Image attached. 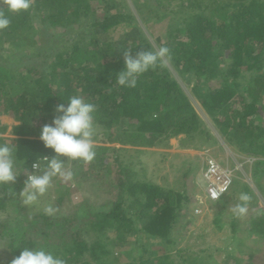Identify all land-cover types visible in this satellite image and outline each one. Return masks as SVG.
I'll list each match as a JSON object with an SVG mask.
<instances>
[{"label": "trees", "instance_id": "1", "mask_svg": "<svg viewBox=\"0 0 264 264\" xmlns=\"http://www.w3.org/2000/svg\"><path fill=\"white\" fill-rule=\"evenodd\" d=\"M95 1L32 0L28 11L11 14L10 26L0 31V59L7 63L11 61L10 66L32 54L24 49H9L6 53L3 44L9 40L13 44L22 40L39 49L41 45H38L36 36L55 32L51 39L68 42L58 30L79 27L86 18L91 22L88 28L94 33H86L72 45L65 43L53 58L50 70H42L36 78L19 75L21 81H18L16 78L21 71L0 64V107L4 106L0 109V131L7 128L1 122L3 114L19 121L13 127L14 137L10 144H15L18 149L17 156L23 162L20 165L22 171H31L33 162L43 155H54L53 150L45 148L40 140V130L44 124L51 123L56 115L55 107L66 104L65 100L76 94L96 105L94 124L104 132L108 143L168 148L171 138L183 134L181 145L187 148L192 146L196 137L202 144L211 138L219 145L212 129L202 121L173 77L169 63L185 81L196 77V82L191 84L195 93L206 88L211 80L219 82L221 89L213 93L205 89L199 97L203 99L208 95L209 98L203 101L221 139L229 145H236L242 135L245 143L241 144V151H248L259 159L264 157V125L256 124H259L260 117H264L260 108L264 102V0H182L176 10L168 13L157 9L160 1H152L154 13L141 17L145 25L149 26V21L161 22L167 16L176 19V27H169L165 33L166 44L163 35H153L158 47L127 10V0H122L114 13L107 10L97 16L93 11ZM105 2L107 4L108 0ZM37 16L41 20L40 27L34 21ZM35 27H38L37 34L33 33ZM52 43L47 46H53ZM162 46L170 50L171 59L166 67L144 73L134 88L116 84V74L125 68L126 51L130 49L135 55ZM223 62L226 68H223ZM31 70L33 68L28 72ZM246 71L251 73L250 77L244 75ZM240 93L244 94L241 99ZM35 118L41 123L34 124ZM0 142H6L5 138L0 136ZM95 149L93 161L103 163L98 170L99 177L107 185H113L115 180L120 202L114 203L109 210L88 211L87 216L54 220L43 212L28 215L20 211L13 224L7 219L0 220V244L6 243L9 254L1 264H11L25 247L37 246L65 259L66 264H115L119 258L116 250L122 248V240L130 231L131 235L145 236L144 252L149 250L147 244L157 239L163 246H173L182 255L180 262H176V257L168 251L150 250L139 263L134 259L127 264H205L203 258L191 257L189 249L178 247L182 229L188 228L192 221H184L191 214L196 200L192 187L184 183L183 191L174 194L151 180L135 178L131 164L120 161V148L101 145ZM109 149L117 155L112 156L116 162L115 170L103 162ZM206 157L208 155L204 160ZM259 159L253 163V175L258 182L264 168V158ZM198 169L194 161H187L184 181ZM25 178L18 176L15 183L0 188L1 212L9 207L8 196L22 210L21 200L13 192L19 193ZM244 185L246 193L252 197L249 204L255 203L251 188ZM126 194L132 199L130 206L123 208L121 202ZM227 195L214 201L223 211L228 209L231 201ZM236 220L232 222L234 232ZM250 229L252 235L264 240L263 210L253 215Z\"/></svg>", "mask_w": 264, "mask_h": 264}, {"label": "rangeland", "instance_id": "2", "mask_svg": "<svg viewBox=\"0 0 264 264\" xmlns=\"http://www.w3.org/2000/svg\"><path fill=\"white\" fill-rule=\"evenodd\" d=\"M99 1L97 0V2L95 1L93 3V11L95 10L96 16L105 13L107 10L114 13L117 10L116 6L118 5L120 7L122 0H108L107 4L105 0ZM152 1H160L157 9L163 13H168L170 10H176L182 3V0H127V10L137 18L146 35L153 44L158 47L154 38L163 35L162 39L166 44L165 33L169 27L172 29L176 27L174 26L176 19L172 16H167L161 22L149 21V26L145 25L141 17L154 13ZM202 1L209 2L210 0ZM210 10H208V12ZM96 11L98 12L96 13ZM34 21L37 26H41L39 16H37ZM90 23L88 18H86L79 27L75 26L73 29L69 30H58L61 32V35L68 38V42L57 41L55 38L51 39V37L55 35V32L49 35L42 34L36 36V39L39 41L38 45H41L39 49L30 46L22 40L17 41L16 44H13L11 40L4 42L3 48L6 53L9 49L14 51L24 49L29 51L32 55H29L28 58H22L13 66H10L12 63L9 60L7 63L5 60L0 59V64L4 65L2 63H5L8 64L7 66H9L10 69L21 71L16 78L18 81H21L19 75H24L28 78H36L41 75L42 70L47 72L50 70L49 66L53 58L61 51V47L65 43L72 45L75 41L81 39L82 36H85L86 33L94 34L93 30L88 28L90 27ZM36 28L38 27H35L33 30L34 34L38 33ZM153 35L155 37H153ZM51 41H53V46L48 47L47 45H49ZM41 48L45 49L41 50ZM222 64L224 66H222L223 68L227 67L226 63L223 62ZM169 67L173 77L177 80L186 98L190 100L194 110L202 121L212 129V132L219 140V145H216L217 142L211 138L208 142L202 144L199 137H196L193 139V142H191L193 147L189 146V148H187L186 145H181V139L184 137L183 134L171 138L169 142L170 147L168 148L108 143L104 132L100 131L99 126H95L97 129L95 134H98L97 138H95L96 146L107 145L109 147L115 146L120 148V161L124 164H131V171H133L137 179L151 180L161 185L163 188L171 190L174 194L183 191L182 187L184 183L192 187L195 192L196 200L192 204L193 208L191 214L184 220L192 221L188 228L182 229L181 235L178 238V247L189 249L191 251V257H197L198 259L203 258L205 264H264V240L262 241L257 235H252L250 229L253 215H258L260 211H264V168L263 174L260 175V181L258 182L253 175V163L259 158L248 153V151H241V148H243L241 144L245 143L243 140L244 137L240 135L242 139L239 138L238 144L229 145L221 139L220 133L215 129L214 119L204 103L209 97L206 95L201 99L199 94L203 93L205 89L209 93H213L215 90L221 89V84L216 80H211V83H207L206 88L204 87V89L195 93L191 88V84L196 82V77L193 76L188 81H185L170 63ZM29 68H33L30 73L28 72ZM244 75L250 77L251 73L246 71ZM55 88L57 87L55 86ZM12 93H14V91H12ZM243 96L244 94L240 93L239 98L241 99ZM212 101L213 99L210 98V103H212ZM180 102H182L181 98ZM233 103L236 106L235 98L233 99ZM3 107L4 106H1L0 109ZM260 108L264 114V102L261 103ZM2 116L1 122L3 125H6L7 128L5 131H0V136L5 138L6 142L11 143V139L14 137L13 127L19 124V121L6 114ZM33 123L38 124L41 122L39 118H35ZM256 124L264 125V117H260L259 124ZM113 130L116 133V130ZM207 155L214 157L222 165L229 166L235 170L234 179L226 197L227 199H231V201L228 209L225 211L217 206V202L206 198V184L202 175L206 167V160H204V158ZM112 156L117 157L114 150H107L103 162L105 163L106 161L110 166H113L115 170L116 162L112 160ZM260 158L259 160H262L264 157L260 156ZM187 161H194V163L199 166V169L195 170L194 174L189 175L186 181H184V170L186 169ZM93 162L84 163L83 161L67 160L65 162V167L73 172L72 179L63 181L59 177L53 178L52 186L49 188L48 192L40 198L39 209H30L21 202L22 210H20L17 203L7 195V205L9 207H7L8 209L6 211H0V220L7 219L13 224L15 222L13 220L17 216L16 214L20 211H22L23 214L34 215L43 212V207L48 204L58 209L54 215H51L54 220L67 216H87L88 211L100 212L111 209L114 203L120 202L118 187L113 179V185L102 183L99 177L100 171L98 170L102 168L103 163H97V160ZM26 175L27 172H22L19 176L25 177ZM244 184H247V186L251 188L252 196L254 197L253 201L255 203L248 205L249 210L246 216L236 218L231 214L230 208L239 202L238 197L240 193L246 192V186ZM0 188L4 187L1 186ZM105 188L107 189L105 190ZM61 199L62 201H60ZM131 199V196L126 194L124 201L121 202L122 207L126 208L130 206ZM20 217L22 216L20 215ZM235 219H237L235 222L237 227L234 232L232 230V222L234 223ZM129 230H131V228ZM130 235L131 231L127 232V235L124 236L122 240L124 244L120 249L123 250H116V254H118L116 256L119 258L115 264H127L134 259L136 263H139L141 257H147L150 250L157 252L158 249H161V252H170L176 257V262H180L182 254L179 255L173 246L164 245V247L161 241L152 239L150 243L147 244L149 249L148 252H144L146 247L145 241H147L145 236L139 233ZM137 248L139 249L137 250ZM8 258L9 254L7 252L6 243H1L0 264Z\"/></svg>", "mask_w": 264, "mask_h": 264}, {"label": "clouds", "instance_id": "3", "mask_svg": "<svg viewBox=\"0 0 264 264\" xmlns=\"http://www.w3.org/2000/svg\"><path fill=\"white\" fill-rule=\"evenodd\" d=\"M31 7L32 0H0V31L10 26L11 14L28 11ZM170 59V50L166 46L142 50L135 55L129 49L124 53L125 68L116 74L115 82L121 87L134 88L141 75L157 67H166ZM65 101L66 104L60 103L55 107L56 115L51 123L44 124L40 130V140L45 148L53 150L54 155H43L34 161L31 166L33 170H21L23 162L17 156L15 144L0 142V186L15 183L22 172H27L23 188L18 194L14 191L13 195H18L22 204L30 209H39L40 198L52 186L53 178L59 177L63 181L72 179L73 172L66 169V160L90 163L96 157V105L79 94L71 95ZM228 187L225 183L211 187L207 193L208 198L211 201L220 200L228 192ZM251 199L248 193H240L239 202L230 208L231 214L236 218L246 216ZM42 211L51 216L58 209L48 204ZM11 264H66V260L37 246L25 247Z\"/></svg>", "mask_w": 264, "mask_h": 264}, {"label": "built area", "instance_id": "4", "mask_svg": "<svg viewBox=\"0 0 264 264\" xmlns=\"http://www.w3.org/2000/svg\"><path fill=\"white\" fill-rule=\"evenodd\" d=\"M211 169H215V171L213 172L211 171ZM203 171L204 172L202 177L206 184L205 191H206L207 199H209L207 195L209 189L211 187H215L218 184L221 183L228 184L229 186L228 191H229L234 179V172H235L234 169L230 168L229 166H224L214 157L208 156L206 157V167L204 168ZM226 193H224L223 196H225Z\"/></svg>", "mask_w": 264, "mask_h": 264}]
</instances>
